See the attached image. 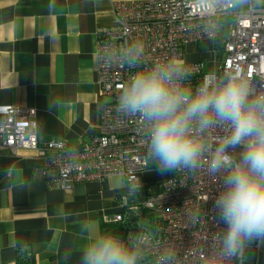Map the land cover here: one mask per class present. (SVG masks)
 <instances>
[{"label":"built area","instance_id":"obj_1","mask_svg":"<svg viewBox=\"0 0 264 264\" xmlns=\"http://www.w3.org/2000/svg\"><path fill=\"white\" fill-rule=\"evenodd\" d=\"M112 11L117 25L98 33V85L101 97L106 98L98 131L80 147L57 140L41 145L35 108L0 105V152H36L42 160L40 176L49 189L69 190L88 182L104 183L114 176L137 185L135 194L141 204L133 203L127 209L134 213L142 206L159 219L157 231L147 232L151 245L144 250L140 263L206 264L212 235L224 227L214 219V201L222 179L221 174L210 171L211 154L202 156L201 167L195 172L161 173L155 166L146 165L147 130L137 117L121 114L116 100L129 78L154 62L181 65L195 88L207 73L199 61H187L183 49L199 44L209 46L219 56L218 75L243 69L259 86L264 83V13L221 17L223 26L210 39L202 30L205 21L193 0L115 1ZM225 19H233L228 32ZM212 22L209 17L207 24ZM132 40L144 45L143 63L130 66L114 62L109 66L104 54ZM217 134L223 133L215 130L213 135ZM197 212L202 219L194 225L189 217ZM124 219L119 214L108 222ZM250 249L255 253L250 264H261L264 245L257 244L246 249L234 264H248L244 260ZM25 264L33 263L28 259Z\"/></svg>","mask_w":264,"mask_h":264},{"label":"crops","instance_id":"obj_2","mask_svg":"<svg viewBox=\"0 0 264 264\" xmlns=\"http://www.w3.org/2000/svg\"><path fill=\"white\" fill-rule=\"evenodd\" d=\"M115 1L130 0H0V105L35 108L41 145L80 147L98 131V33L117 25ZM41 165L33 151L0 152V264H79L86 222L125 239L136 231L127 208L139 197L122 177L49 189Z\"/></svg>","mask_w":264,"mask_h":264},{"label":"clouds","instance_id":"obj_3","mask_svg":"<svg viewBox=\"0 0 264 264\" xmlns=\"http://www.w3.org/2000/svg\"><path fill=\"white\" fill-rule=\"evenodd\" d=\"M193 4L201 10L202 30L210 39L222 28L221 17L264 13V0H193ZM104 56L109 66L114 62L136 66L143 63L144 45L132 40ZM116 107L145 126L146 165L161 173L195 172L202 156L211 154L210 171L222 179L214 219L224 227L212 235L206 264H234L253 244L264 245V83L257 86L243 69H236L222 75L209 72L193 88L181 65L154 62L122 86ZM215 130L223 134L214 136ZM123 186L129 195L138 190L135 184ZM201 219L197 212L189 222L195 225ZM83 231L87 242L79 264H140L151 245L150 234L143 230L125 239L86 222Z\"/></svg>","mask_w":264,"mask_h":264},{"label":"rangeland","instance_id":"obj_4","mask_svg":"<svg viewBox=\"0 0 264 264\" xmlns=\"http://www.w3.org/2000/svg\"><path fill=\"white\" fill-rule=\"evenodd\" d=\"M231 23H233V19H225L227 32H228V27ZM227 32H225V35ZM183 51L186 54V60L187 61L190 60L189 62L199 61L203 65L204 72L209 73V72L217 71V64L220 61V59L216 52L210 51L209 46L207 47L206 45H202V44L187 46L183 49ZM135 204L140 205L141 200L137 199L135 201ZM134 214L138 217V221L134 226V229L136 231L132 233H136L138 231L143 230L154 234L157 231L159 225V219L153 212L145 210L142 206H140L138 210L134 211ZM254 254H255L254 250L250 249L248 251V254L245 256L244 262L248 264L252 263L254 260Z\"/></svg>","mask_w":264,"mask_h":264},{"label":"water","instance_id":"obj_5","mask_svg":"<svg viewBox=\"0 0 264 264\" xmlns=\"http://www.w3.org/2000/svg\"><path fill=\"white\" fill-rule=\"evenodd\" d=\"M137 221H138V217L136 215H133V216L128 218V224L127 225L132 228L136 225ZM261 264H264V251H263V258H262Z\"/></svg>","mask_w":264,"mask_h":264},{"label":"trees","instance_id":"obj_6","mask_svg":"<svg viewBox=\"0 0 264 264\" xmlns=\"http://www.w3.org/2000/svg\"><path fill=\"white\" fill-rule=\"evenodd\" d=\"M130 229H134V228L132 227V228H130Z\"/></svg>","mask_w":264,"mask_h":264}]
</instances>
